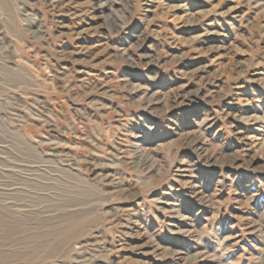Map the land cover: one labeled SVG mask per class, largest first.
Here are the masks:
<instances>
[{
    "label": "rangeland",
    "instance_id": "374dc122",
    "mask_svg": "<svg viewBox=\"0 0 264 264\" xmlns=\"http://www.w3.org/2000/svg\"><path fill=\"white\" fill-rule=\"evenodd\" d=\"M0 264H264V0H0Z\"/></svg>",
    "mask_w": 264,
    "mask_h": 264
},
{
    "label": "bare ground",
    "instance_id": "6f19581e",
    "mask_svg": "<svg viewBox=\"0 0 264 264\" xmlns=\"http://www.w3.org/2000/svg\"><path fill=\"white\" fill-rule=\"evenodd\" d=\"M82 56V55H81ZM177 85V84H176Z\"/></svg>",
    "mask_w": 264,
    "mask_h": 264
}]
</instances>
